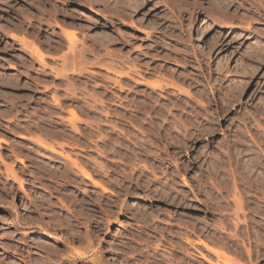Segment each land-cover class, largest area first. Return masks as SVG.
<instances>
[{"label": "rangeland", "instance_id": "obj_1", "mask_svg": "<svg viewBox=\"0 0 264 264\" xmlns=\"http://www.w3.org/2000/svg\"><path fill=\"white\" fill-rule=\"evenodd\" d=\"M204 244L264 264V0H0V264Z\"/></svg>", "mask_w": 264, "mask_h": 264}, {"label": "bare ground", "instance_id": "obj_2", "mask_svg": "<svg viewBox=\"0 0 264 264\" xmlns=\"http://www.w3.org/2000/svg\"><path fill=\"white\" fill-rule=\"evenodd\" d=\"M218 1H219V0H218ZM221 1L223 2V0H221ZM72 43L75 44V42H72ZM75 45H76V44H75ZM71 49H72V48H71ZM73 49H74V48H73ZM35 52H36V51H35ZM35 52H34V53H35ZM40 60H41V58H40ZM42 61H43V59H42ZM63 64H64V63H63ZM65 66H66V65H65ZM63 68H64V66H62L61 69L63 70ZM65 68H66V67H65ZM65 68H64V72H66V71H65V70H66ZM74 70H75V69H74ZM76 70H78V69H76ZM59 71H61V70H59ZM59 71H58L57 73H61V72H63V71H61V72H59ZM57 73H55V74H57ZM59 75H61V74H59ZM63 76H65V75H63ZM55 77H56V76H55ZM59 78H60V76H59ZM61 81H62V79H61ZM55 100H56V99H55ZM72 115H73V114H72ZM74 116H76V115L74 114ZM237 200H238V199H237ZM237 202H238V201H237ZM239 203L241 204V202H239ZM244 204H245V203H244ZM244 204H243V205H244ZM243 205H242V204L239 205V206H241V208L238 209L239 211H240V209H243V208H244ZM246 205H247V204H246ZM236 206H237L236 208H238V205H236ZM242 206H243V208H242ZM245 208H246V206H245ZM241 211H242V210H241ZM243 211H244V210H243ZM189 242H190V241H189ZM189 242H188V243H189ZM188 243H187V244H188ZM198 243H199V242H198ZM200 243H201V241H200ZM203 243H204V241H203ZM191 244H192V243H191ZM201 244H202V243H201ZM188 245H189V244H188ZM192 245H193V244H192ZM204 246L206 247L207 250H209L210 252H213V253L217 256V258L220 256L219 258L221 259V256H223V257L225 258V260H224L225 263H223V264H234V261H233L232 258H231V259H232V260H231V259H228V258H230V257H228V258L225 257V256H227L226 254H225V255H224V253L221 254V252L219 253V252H217L215 249H214V250H215V251H214L212 248H210V247H209L208 245H206V244H204ZM184 247H185V246H184ZM180 249H181V251H182V248H180ZM183 250H184V248H183ZM70 251H71V250H70ZM184 252H186V251H184ZM56 253H57V252H56ZM56 253H55V254H56ZM186 253H187V252H186ZM59 254H60V253H58V255H59ZM70 254H71V252H70ZM203 255H204V254H203ZM203 255H202V256H203ZM61 256H64V255L61 254ZM68 256H69V255H68ZM72 256H73V255H72ZM56 257H57V254H56ZM78 257H79V256H78ZM60 258H61V257H60ZM69 258H70V256H69ZM80 258H81V257H80ZM206 258H207V257L204 256L203 259H206ZM219 258H218V259H219ZM58 259H59V258H58ZM71 259H72V258H71ZM207 259H208V258H207ZM220 259H219V260H220ZM222 259H223V258H222ZM69 261H70V260H69ZM75 262H76V261H75ZM210 262H211V261H210ZM220 262H221V261H220ZM100 263H101V262H100ZM100 263H99V264H100ZM201 263H202V262H201ZM210 264H211V263H210ZM215 264H216V263H215ZM218 264H219V263H218Z\"/></svg>", "mask_w": 264, "mask_h": 264}]
</instances>
